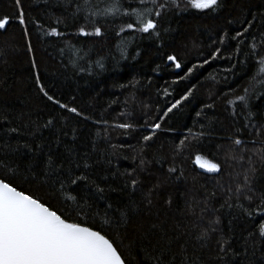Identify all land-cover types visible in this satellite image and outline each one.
<instances>
[{"label": "trees", "instance_id": "obj_1", "mask_svg": "<svg viewBox=\"0 0 264 264\" xmlns=\"http://www.w3.org/2000/svg\"><path fill=\"white\" fill-rule=\"evenodd\" d=\"M111 3L20 0L18 8L16 0H0V19L10 21L0 30V162L19 165L18 190L51 201L69 222L100 230L127 264H157V258L159 264H264L258 233L264 215L256 207L264 196V72L257 71L264 68V0H219L215 10L176 0L179 7L169 3L153 8L159 17H145L157 23L150 33L135 31L134 17L106 16ZM21 9L25 25L18 22ZM96 27L100 36L79 34ZM52 29L63 35H48ZM37 77L81 115L47 100ZM246 89L245 104L238 97ZM146 135L152 139L144 141ZM49 157L65 166L78 162L74 171H87L103 196L94 187L71 186L65 196H76L78 207L42 186ZM210 164L219 171H207ZM245 174L251 191L245 187L238 198ZM7 176L0 168V177ZM108 203L114 207L106 216ZM222 238L230 241L224 253Z\"/></svg>", "mask_w": 264, "mask_h": 264}, {"label": "snow or ice", "instance_id": "obj_2", "mask_svg": "<svg viewBox=\"0 0 264 264\" xmlns=\"http://www.w3.org/2000/svg\"><path fill=\"white\" fill-rule=\"evenodd\" d=\"M132 2L138 3L139 9L125 10L123 0H112V3L105 7L104 14L106 16L120 14L134 17L137 25L135 31L150 33L157 29V23L153 19H146L145 17L152 15L159 17L161 14L159 11L153 12V8H166L169 3L179 7L176 0H164L163 3H159L158 0H129V3ZM88 3L89 0H84V7ZM188 3L198 10H215L219 6V0H188ZM16 4L20 8V0H16ZM81 7L78 5L77 11H80ZM89 14L98 15L95 12H90ZM18 22L20 25L26 24L22 9L18 13ZM9 23L8 18L0 19V30H6V26ZM127 27L132 29L133 24L128 23ZM251 27L252 24L249 23L243 31L237 32L233 39L243 36ZM25 34H27L26 29ZM79 34L100 36L102 33L101 29L96 27L93 33H87L81 29ZM48 35L61 36L63 33L52 29L48 32ZM221 43H223V40H221ZM213 58H215V55ZM168 60L174 63L177 69L181 67L174 56H168ZM260 63L264 64V60ZM33 67H36L35 63H33ZM257 71L264 72V68H259ZM36 83L47 100L53 104H58L62 109H67L68 112L75 113L78 116L81 115L77 109L69 107L55 99L52 95H49L43 85H41L39 77H37ZM247 91L246 89L244 96L238 97V101L247 103ZM187 98L185 96L183 99ZM178 103L179 101L174 103L168 111L171 112L172 108L177 107ZM52 123L53 121L49 120L45 126L47 127ZM115 127L131 128L132 126L129 124H118ZM158 129H160V124H155L152 128L153 135ZM10 131L12 133L18 132L16 128H12ZM151 139L152 135L144 136V141L146 142ZM234 143L240 145L242 141L236 139ZM20 147L27 148L28 152L33 151L28 145H20ZM37 147L39 148L40 146L38 145ZM199 159L200 157H197L198 161ZM73 163L77 169L81 167L74 160L68 166H65L63 162L57 164L49 157L45 161L44 169H42V186H50L54 194L59 193L62 197L77 204L78 207H80V204L76 196L70 194L65 196L67 189L71 186L83 184L85 187H94V192L103 196L105 189L95 184V181L90 179L87 171L82 173L74 171L72 167ZM82 167L87 170L90 166L85 162ZM0 168L5 169L8 173L7 177H0V264H127V261L114 246V242L106 238L105 234H101L100 230H93L91 226H86L79 222H69V219L63 213H60L59 209L55 208L51 201L45 203L40 198L35 197L31 192L26 193L23 188H19L18 190L15 179L20 174L19 165L13 168L9 164L0 162ZM206 170L209 172H217L219 168L216 164H210ZM174 171L175 169L173 168L169 169V172ZM27 172L29 174L35 173L34 162H30L27 165ZM25 178L27 179V177ZM36 180L37 176L32 175L31 181L35 182ZM249 181V176L245 174L244 186H238L236 189L238 198L244 192L245 187H247L248 191H251ZM130 186L134 191L136 181L133 180ZM245 199L249 203L252 202L248 196H245ZM84 205L87 206L86 200L84 201ZM113 207L111 203L107 204V209L105 210L106 216L113 210ZM237 207L241 208L249 217L252 216V212L244 208L243 205L238 204ZM256 207L260 209L258 215H264V196L261 197L260 204ZM115 211L120 213L121 218L126 217L124 210L116 208ZM123 223L126 225V219H123ZM258 233L260 237H264V223L259 225ZM229 242L222 238L219 242L221 245L220 252L224 253L226 251V245ZM221 258L223 259V257ZM157 264H159L158 258Z\"/></svg>", "mask_w": 264, "mask_h": 264}, {"label": "rangeland", "instance_id": "obj_3", "mask_svg": "<svg viewBox=\"0 0 264 264\" xmlns=\"http://www.w3.org/2000/svg\"><path fill=\"white\" fill-rule=\"evenodd\" d=\"M204 166H205V168H207L208 165H204Z\"/></svg>", "mask_w": 264, "mask_h": 264}]
</instances>
